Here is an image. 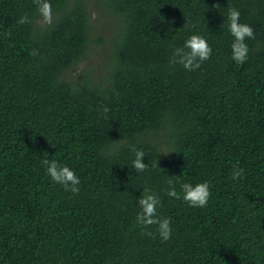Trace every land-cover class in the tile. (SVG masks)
Wrapping results in <instances>:
<instances>
[{"label": "trees", "instance_id": "16d2710c", "mask_svg": "<svg viewBox=\"0 0 264 264\" xmlns=\"http://www.w3.org/2000/svg\"><path fill=\"white\" fill-rule=\"evenodd\" d=\"M49 2L40 25L34 0H0V264H264V0ZM94 7L112 14V35L101 33L99 68L73 78ZM229 7L255 32L243 64ZM193 34L213 51L188 71L170 58ZM45 158L74 170L78 195ZM204 181L207 206H189L180 185ZM144 189L171 219L167 242L137 223Z\"/></svg>", "mask_w": 264, "mask_h": 264}, {"label": "clouds", "instance_id": "9594fccd", "mask_svg": "<svg viewBox=\"0 0 264 264\" xmlns=\"http://www.w3.org/2000/svg\"><path fill=\"white\" fill-rule=\"evenodd\" d=\"M38 7V11L43 18L45 24L52 22V6L49 0H34ZM214 7L219 8V4ZM229 30L234 37L231 45L232 59L238 63L243 64L248 58V45L246 39H255V32L252 26L240 22V12L234 7L228 8ZM20 24L30 23L28 16L21 17L18 21ZM212 48L207 40L198 34L191 35L184 41L183 46L176 47L170 58L173 64L182 65L188 71H195L201 67V64L211 58ZM33 50L31 55H36ZM107 111V108H105ZM145 153L143 150H135V159L132 161V166L137 172H144L148 168V164L144 163ZM41 164L46 166L47 175L57 184L63 186L65 191L73 194L80 192V178L67 165H62L56 160H49L47 158L41 161ZM244 175L243 168H234L232 171V178L238 180ZM169 190L167 195L175 199H181V194L176 191L172 181H169ZM183 193V200L191 207H206L211 196V190L207 181L197 183H182L180 185ZM161 201L155 193L144 189L141 197L137 201V206L140 211L137 214L136 220L142 228H147L152 225L158 226V232L161 240L167 242L172 236V227L170 218H161L157 215V207ZM144 235H152L150 232H142Z\"/></svg>", "mask_w": 264, "mask_h": 264}, {"label": "rangeland", "instance_id": "374dc122", "mask_svg": "<svg viewBox=\"0 0 264 264\" xmlns=\"http://www.w3.org/2000/svg\"><path fill=\"white\" fill-rule=\"evenodd\" d=\"M91 13L93 21H96L99 26L94 30V44L90 47V50H88L84 58L70 70L69 75L73 78L80 75L86 67L94 70L99 68V64L101 63L100 58L102 56V50L99 47L101 44L99 40L101 33H103L104 37H110L112 35V20H114L111 16L112 14H105L98 7L91 8ZM52 16H54V13H52ZM40 19V25H43V18L41 17Z\"/></svg>", "mask_w": 264, "mask_h": 264}, {"label": "bare ground", "instance_id": "6f19581e", "mask_svg": "<svg viewBox=\"0 0 264 264\" xmlns=\"http://www.w3.org/2000/svg\"><path fill=\"white\" fill-rule=\"evenodd\" d=\"M76 71V70H75Z\"/></svg>", "mask_w": 264, "mask_h": 264}]
</instances>
